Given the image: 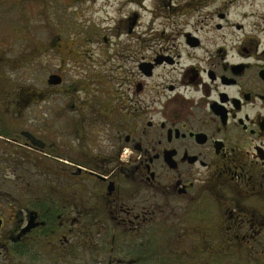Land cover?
<instances>
[{"label": "flooded vegetation", "instance_id": "flooded-vegetation-1", "mask_svg": "<svg viewBox=\"0 0 264 264\" xmlns=\"http://www.w3.org/2000/svg\"><path fill=\"white\" fill-rule=\"evenodd\" d=\"M29 3L0 264H264V0Z\"/></svg>", "mask_w": 264, "mask_h": 264}, {"label": "rangeland", "instance_id": "rangeland-1", "mask_svg": "<svg viewBox=\"0 0 264 264\" xmlns=\"http://www.w3.org/2000/svg\"><path fill=\"white\" fill-rule=\"evenodd\" d=\"M17 1H23V0H0V57L6 60H15L16 59V55L18 53L17 50V45L16 43H25L27 40L25 39H20V37H15V35H11L9 34L8 31V26H10L12 24V21L15 22L19 16L18 10L20 7L16 8V6L14 7V9H12V11H15L13 13H8L6 14L7 8L9 6V4L11 5V3H15ZM30 1L29 4H33L35 2V0H27ZM26 2V1H25ZM60 10V8H58ZM17 11V12H16ZM50 11H57V9L55 7H52L50 9ZM6 16L11 17L12 19H10L11 21H8ZM21 20V18H20ZM29 21L26 22V25L28 24ZM25 26V24H24ZM28 28H33L34 26L29 27L27 25ZM28 38H29V34H28ZM11 42L13 45L12 47L8 46V43ZM16 49V50H14ZM20 54V53H19ZM12 64V63H11ZM15 65V64H13ZM30 66L33 68V64H30ZM46 67L50 68L49 65H46ZM21 73V72H19ZM19 73H10L12 75H18ZM39 75L45 74L44 72L38 73ZM27 77H29V73L27 74ZM29 79V78H27ZM30 81H27V83H29Z\"/></svg>", "mask_w": 264, "mask_h": 264}]
</instances>
